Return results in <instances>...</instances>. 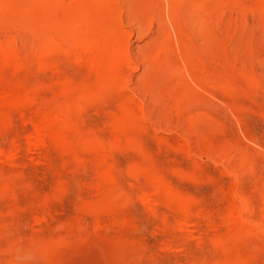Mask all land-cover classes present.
Segmentation results:
<instances>
[{"label": "rangeland", "instance_id": "374dc122", "mask_svg": "<svg viewBox=\"0 0 264 264\" xmlns=\"http://www.w3.org/2000/svg\"><path fill=\"white\" fill-rule=\"evenodd\" d=\"M164 1L0 0L17 54L0 70V264H264V0H177L199 84L170 27L156 35ZM77 6L128 41L126 79L74 63L55 14Z\"/></svg>", "mask_w": 264, "mask_h": 264}, {"label": "bare ground", "instance_id": "6f19581e", "mask_svg": "<svg viewBox=\"0 0 264 264\" xmlns=\"http://www.w3.org/2000/svg\"><path fill=\"white\" fill-rule=\"evenodd\" d=\"M73 1V0H72ZM161 1V0H160ZM163 1V0H162ZM260 2L262 0H259ZM150 2V1H149ZM159 2V1H158ZM165 6H166V10L164 11L165 13V19L163 18L162 16V12L158 11L157 10V13L155 11H153V8L151 9L154 14V12L156 13L155 16H156V19H157V37H161L164 33L165 34H168V29L170 27V31L173 33V37H174V41H175V45H174V42L170 41V37H169V40L167 41V45H169V48H170V51H172L173 49H177L176 51L178 52L177 54L180 56V59L182 60L183 64H184V67H185V70H186V73L189 75L190 79L194 81V83L196 84H199L201 83V81L203 79H200L196 74V71L197 69H195L194 65L191 63V58L193 53H191V56L190 53L187 54V43H186V40L184 38L185 36V30H188L190 29L191 25H188L189 22L191 23V21L188 22L187 20V17L186 20H184V16L183 14L179 11L180 8L182 7H179L177 6V0H165ZM192 0H190V5L192 4ZM59 3V2H58ZM69 3V2H67ZM101 2H99L100 4ZM153 3V1H152ZM152 3H150V6L152 5ZM156 3V2H154ZM180 4H183L182 2ZM195 4V2H194ZM1 5V4H0ZM67 5V4H66ZM149 5V4H148ZM159 5V3H158ZM187 5V3L185 4ZM184 5V7H185ZM121 6V4H120ZM131 6V5H129ZM145 6V5H144ZM193 6V5H192ZM191 8H195V5ZM57 7V5H56ZM137 7V6H136ZM135 7V8H136ZM153 7V6H152ZM178 7H179V10H178ZM187 7V6H186ZM190 6H188L187 9H191L189 8ZM121 8V7H120ZM123 8V7H122ZM134 8V7H133ZM143 8V7H142ZM151 8V7H150ZM154 8H156L154 6ZM159 8V7H158ZM193 8V9H194ZM264 8V6H263ZM186 9V10H187ZM133 10V9H131ZM156 10V9H155ZM164 10V9H162ZM185 10V11H186ZM134 11V10H133ZM150 11V10H149ZM184 11V10H183ZM184 11V12H185ZM195 11V9H194ZM193 11V12H194ZM93 12V11H92ZM142 12V11H141ZM192 12V13H193ZM135 14V12H133ZM132 13V14H133ZM188 13V12H187ZM186 13V14H187ZM133 14V15H134ZM138 12L135 14L137 15ZM148 14V13H147ZM149 14H152V13H149ZM190 14H191V11H190ZM194 14H196L194 12ZM118 15V14H117ZM123 15V14H122ZM134 17H137L135 16ZM188 15V14H187ZM186 15V16H187ZM119 16V15H118ZM143 16V20H144V14L142 15ZM191 16V15H190ZM195 19V15H193ZM55 17H56V23L60 25V27L62 28V30L64 31V33L67 35V38L70 42V48H69V55L71 56V58L73 57V60H74V63L79 66V67H83V69H85V71H89L91 72L92 74H95L97 77H99V79L103 82H105L106 84H109L110 86L114 83H119L120 82V79H122V77H124L126 79V75H125V67L128 66V67H131L132 66V62H131V59L129 57L126 56L127 54V50L129 51L128 49V41L124 42V40H122V38H118L116 36V38H113L112 36L115 34V26L114 25H107V21H106V17L105 18H102L101 19V24H98V25H95L96 22L94 21V18L93 16L91 15V13L89 11H87V9H85L84 7H75L72 11L68 12L63 18H59V13L55 14ZM122 17V16H121ZM134 17L131 16L129 18L131 19H134ZM148 17V16H147ZM153 17V16H152ZM139 18V17H137ZM149 18V17H148ZM192 18H189L192 19ZM130 19V20H131ZM136 19V18H135ZM155 20V18H152ZM196 19H199L196 18ZM118 20V19H117ZM139 20V19H138ZM136 19V21H138ZM200 20V19H199ZM123 21V20H122ZM132 21V20H131ZM140 21V20H139ZM138 21V24L140 23ZM151 21V20H150ZM203 21V20H202ZM145 22V21H144ZM185 22H188V23H185ZM197 22H199L197 20ZM137 23V22H136ZM143 23V22H142ZM200 23H201V20H200ZM203 23V22H202ZM52 24V23H51ZM56 24V25H57ZM124 24V23H123ZM137 24V26H138ZM195 24V23H194ZM143 25V24H142ZM196 25V24H195ZM199 25V24H198ZM94 26H97L99 27L102 32H99L100 36H97V31L95 30V27ZM122 26V25H121ZM125 26V25H124ZM202 26V25H201ZM55 27V26H54ZM194 27V25H193ZM191 27V28H193ZM51 28V27H50ZM56 28V27H55ZM138 28V27H137ZM142 28V27H141ZM197 29V27H195ZM201 28H205L204 26H202ZM119 31L121 30L120 27H118ZM200 29V26L198 27L197 30ZM61 30V29H60ZM141 30V29H140ZM195 31V29H193ZM196 30V31H197ZM203 30V29H202ZM139 31V29H138ZM190 31V30H189ZM59 32V31H58ZM131 32V31H130ZM193 32V31H192ZM192 32L189 34L192 35ZM199 32V31H198ZM201 32V30H200ZM199 32V33H200ZM206 32V30H205ZM143 33V32H142ZM195 34V32H193ZM201 34H203L201 32ZM58 35V34H57ZM130 33L127 35L129 36ZM139 35L140 34V31H139ZM138 35V36H139ZM200 35V34H199ZM204 35V34H203ZM202 35V36H203ZM142 36V35H141ZM167 36V35H165ZM164 36V37H165ZM170 36V35H169ZM187 36V35H186ZM110 38V40L108 39H102L100 40L101 38ZM46 38V37H45ZM129 38V37H128ZM188 38V37H187ZM59 39V38H58ZM154 39V38H152ZM168 39V38H166ZM49 40V39H48ZM163 40V38L161 39ZM157 41V40H155ZM61 42V41H60ZM68 42V43H69ZM151 42L152 41H148L147 44L144 45L143 49H142V52H141V56L142 58H144L143 60V66H142V75H141V78L142 77H145V76H148L149 72H150V68L152 67L153 63L152 61H149L147 60L148 57H151V53L153 52V48L157 47H153L152 49L149 48V46L151 45ZM225 42V41H224ZM12 43V42H11ZM3 44V43H2ZM5 44V43H4ZM196 44V43H195ZM48 45L50 46V50L54 49V48H57L58 46V43L54 40V39H50V41L48 42ZM148 45V47H146ZM156 45V44H155ZM221 45V44H219ZM152 46V45H151ZM166 46V45H165ZM219 47V46H218ZM222 47V46H221ZM219 47V48H221ZM47 48V47H46ZM193 48V47H192ZM194 49V48H193ZM192 49V50H193ZM42 50V48H41ZM152 50V52H150ZM157 50V49H156ZM168 50V48L166 49ZM201 50V49H200ZM199 50V51H200ZM155 51V50H154ZM189 51V50H188ZM219 51V50H217ZM221 51V49H220ZM224 51V50H223ZM169 53H165V56H167L166 54H168V57H169ZM218 53V52H217ZM163 53H159V55L161 56ZM172 54V53H171ZM170 56H172L173 54H175V52ZM130 55V53H129ZM219 55V54H217ZM164 56V57H165ZM222 56V55H220ZM163 57V59H164ZM194 57V56H193ZM17 58V54L16 52L14 51V49L12 48V46H10V44H5V45H0V70L1 69H4L8 66H10L12 64L13 61H15V59ZM133 58V57H132ZM167 58V57H166ZM174 58V57H173ZM223 58V56H222ZM155 59V58H154ZM153 59V60H154ZM162 58L160 59L161 63L166 60L164 59L163 60ZM169 59V58H167ZM220 59V58H219ZM225 59V58H224ZM136 60V59H134ZM159 60V59H157ZM163 60V61H162ZM194 60V59H193ZM138 61V60H137ZM168 61V60H167ZM170 63L169 65L171 64V62L173 61L171 58L169 59ZM225 61V60H224ZM142 62V61H141ZM159 62V61H158ZM193 62V61H192ZM219 62V61H218ZM135 63H139V62H135ZM157 63V61H156ZM154 63V64H156ZM160 63V62H159ZM166 62H164V65H165ZM167 64V63H166ZM221 64V63H220ZM14 65V64H13ZM135 65V64H134ZM141 65V64H140ZM160 64L158 65H155V69H156V66H157V69H160L158 68ZM167 66V65H166ZM135 67H138V64L135 65ZM162 67H165V66H162ZM217 67V66H216ZM220 67V65H219ZM218 67V68H219ZM125 68V69H124ZM170 68V67H169ZM216 68V69H218ZM82 69V68H81ZM156 69V70H157ZM164 69V68H162ZM161 69V70H162ZM167 69V68H166ZM181 69V68H180ZM127 70V69H126ZM129 70V69H128ZM135 70V69H134ZM138 70V68H137ZM160 70V71H161ZM165 70V69H164ZM169 70V69H168ZM130 71V70H129ZM155 71V70H154ZM132 72V71H130ZM153 73H156V72H153ZM152 73V75H153ZM164 73V71H163ZM223 73V72H222ZM130 74V73H129ZM158 74V73H157ZM160 74V73H159ZM224 74V73H223ZM128 75V74H127ZM217 75V74H216ZM132 76V75H131ZM161 76V75H158V77ZM187 76V75H186ZM130 77V75H129ZM188 77V76H187ZM132 78V77H131ZM131 78H128V80H130ZM147 78V77H146ZM220 78H221V75H220ZM219 78V79H220ZM224 78V76H223ZM166 79V78H165ZM141 80L145 81L147 79L145 78H142ZM222 80V79H220ZM132 81V80H131ZM158 81V80H157ZM204 81V80H203ZM202 81V82H203ZM219 81V80H218ZM156 82V81H155ZM220 82V81H219ZM222 82V81H221ZM82 83V82H81ZM84 83V82H83ZM157 83V82H156ZM204 83V82H203ZM202 83V84H203ZM205 83H207L205 81ZM210 83V82H208ZM213 83V82H212ZM215 83V82H214ZM213 83V85H214ZM129 84H130V81H129ZM195 84V85H196ZM226 84V83H225ZM154 85V84H153ZM159 85V84H158ZM114 86V85H113ZM127 86V84L125 85ZM124 86V87H125ZM143 86H146V85H143ZM156 86V85H155ZM161 86V84L159 85ZM200 86V85H199ZM206 86V85H204ZM129 87V86H128ZM223 87V86H222ZM221 87V89H222ZM106 88V87H105ZM109 88V86L107 87ZM220 88V87H219ZM129 89V88H128ZM201 89V88H200ZM202 89H203V86H202ZM85 90V89H84ZM102 90V88H101ZM104 90V88H103ZM102 90V91H103ZM106 90V89H105ZM100 91V90H99ZM88 92V91H86ZM92 92V91H91ZM90 92V93H91ZM95 92V91H94ZM121 92H124L121 90ZM1 94V93H0ZM2 95V94H1ZM27 95V94H26ZM90 95V94H89ZM93 95V94H91ZM130 95V94H129ZM153 96L156 97L157 95V92H156V95L155 93L152 94ZM119 96V95H118ZM159 97V95H157ZM137 97V96H136ZM135 97V98H136ZM4 98V96H3ZM28 98V97H27ZM89 98V97H88ZM87 98V99H88ZM91 98V96H90ZM157 99V98H155ZM133 101V100H132ZM136 103V102H135ZM204 104V103H203ZM205 104L206 105H211L212 102H210L209 100L208 101H205ZM75 106V105H74ZM141 106V105H140ZM65 109V108H64ZM47 110V109H46ZM45 110V111H46ZM51 112H52V109H50ZM56 110V109H55ZM67 110V109H66ZM62 111V110H61ZM64 111V110H63ZM73 111V110H71ZM20 112V111H19ZM67 112V111H66ZM21 113V112H20ZM57 114V112H56ZM20 115V114H19ZM48 115V114H47ZM125 112H122L120 113V117L118 118L119 120H124V116H125ZM46 118V116H44ZM54 117H57V116H54ZM50 118V121L52 122L51 117L49 116ZM48 118V119H49ZM55 119V118H54ZM58 119V118H57ZM50 121L47 120V118L45 119V121H43L42 123H44L43 126L41 127H38L36 128V130L34 131V135H37L39 136V134H43L44 131V128L49 125ZM55 122V121H54ZM69 123V122H68ZM52 124V123H51ZM120 125V124H119ZM63 128V127H62ZM61 128V129H62ZM54 129V128H53ZM58 130L55 134V138H57V140H61L62 139V134L59 133ZM120 130V129H119ZM121 131V130H120ZM123 131V130H122ZM50 133V132H49ZM53 133V132H52ZM45 134V133H44ZM64 135V134H63ZM51 137V136H50ZM53 137V136H52ZM42 138V137H41ZM37 140V139H36ZM66 141V139H64ZM63 140V142H65ZM118 140V139H117ZM12 148V147H11ZM14 149V148H13ZM6 151V150H5ZM7 152V151H6ZM5 153V152H4ZM3 153V154H4ZM106 154V153H105ZM103 156V155H102ZM99 161V160H98ZM103 163V162H102ZM107 170V169H106ZM109 171V170H108ZM103 174V173H102ZM143 178V177H142ZM158 184V183H157ZM159 185V184H158ZM156 187V186H155ZM147 188V187H145ZM159 191V190H158ZM142 192V191H141ZM150 195V194H149ZM148 195V196H149ZM150 197V196H149ZM264 197V196H263ZM148 199V198H147ZM155 199V198H154ZM146 201V200H145ZM264 201V200H263ZM110 202V201H109ZM241 202V201H240ZM116 204V203H115ZM103 205V204H102ZM106 205V203L104 204ZM180 205V204H179ZM245 204H242L241 205V208L242 210L245 209ZM111 206V205H110ZM151 207V206H150ZM247 207V206H246ZM44 214V213H43ZM112 216V215H111ZM225 216V215H224ZM241 216V215H240ZM182 217V216H181ZM235 218V217H234ZM228 220V218L226 219ZM229 221V220H228ZM226 221V222H228ZM184 222V221H183ZM244 222V221H243ZM181 223V222H180ZM231 224V223H230ZM236 224V223H235ZM241 224V221L240 223ZM239 226V225H238Z\"/></svg>", "mask_w": 264, "mask_h": 264}]
</instances>
